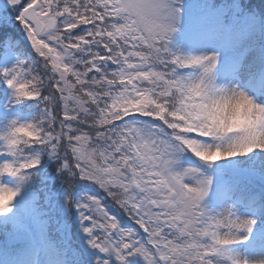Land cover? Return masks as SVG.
I'll return each mask as SVG.
<instances>
[{
    "label": "snow or ice",
    "instance_id": "1",
    "mask_svg": "<svg viewBox=\"0 0 264 264\" xmlns=\"http://www.w3.org/2000/svg\"><path fill=\"white\" fill-rule=\"evenodd\" d=\"M0 264H264V3L0 0Z\"/></svg>",
    "mask_w": 264,
    "mask_h": 264
},
{
    "label": "trees",
    "instance_id": "2",
    "mask_svg": "<svg viewBox=\"0 0 264 264\" xmlns=\"http://www.w3.org/2000/svg\"><path fill=\"white\" fill-rule=\"evenodd\" d=\"M246 3L250 2L254 7H258L264 0H245ZM0 240H4L2 232H0Z\"/></svg>",
    "mask_w": 264,
    "mask_h": 264
}]
</instances>
